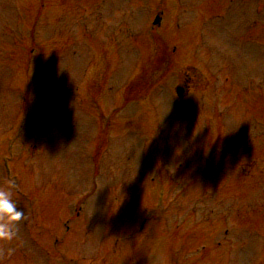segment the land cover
<instances>
[{
	"label": "rangeland",
	"instance_id": "1",
	"mask_svg": "<svg viewBox=\"0 0 264 264\" xmlns=\"http://www.w3.org/2000/svg\"><path fill=\"white\" fill-rule=\"evenodd\" d=\"M46 2L0 0V186L13 177L27 197L13 195L25 215L1 260L264 264V125L251 120L264 106V2ZM40 46L29 73L24 52ZM190 68L206 80L180 100ZM166 197L177 206L163 212Z\"/></svg>",
	"mask_w": 264,
	"mask_h": 264
},
{
	"label": "clouds",
	"instance_id": "2",
	"mask_svg": "<svg viewBox=\"0 0 264 264\" xmlns=\"http://www.w3.org/2000/svg\"><path fill=\"white\" fill-rule=\"evenodd\" d=\"M15 181L7 180L5 186H0V240L9 242L17 237V223L24 217V212L13 198ZM12 249H9L11 253Z\"/></svg>",
	"mask_w": 264,
	"mask_h": 264
}]
</instances>
